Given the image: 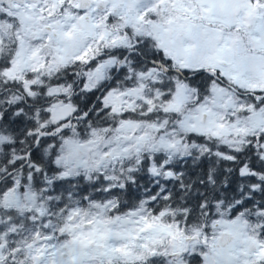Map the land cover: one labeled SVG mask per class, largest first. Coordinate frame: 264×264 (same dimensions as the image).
<instances>
[{"label": "snow or ice", "instance_id": "obj_1", "mask_svg": "<svg viewBox=\"0 0 264 264\" xmlns=\"http://www.w3.org/2000/svg\"><path fill=\"white\" fill-rule=\"evenodd\" d=\"M0 264H264V0H0Z\"/></svg>", "mask_w": 264, "mask_h": 264}, {"label": "trees", "instance_id": "obj_2", "mask_svg": "<svg viewBox=\"0 0 264 264\" xmlns=\"http://www.w3.org/2000/svg\"><path fill=\"white\" fill-rule=\"evenodd\" d=\"M89 191H91V190H89ZM85 194H87V193H85Z\"/></svg>", "mask_w": 264, "mask_h": 264}]
</instances>
